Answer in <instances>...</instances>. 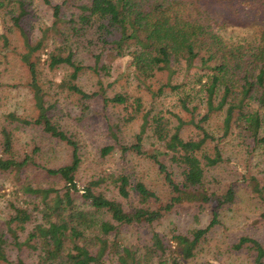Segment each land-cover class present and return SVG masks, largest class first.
Returning a JSON list of instances; mask_svg holds the SVG:
<instances>
[{
  "label": "trees",
  "instance_id": "obj_1",
  "mask_svg": "<svg viewBox=\"0 0 264 264\" xmlns=\"http://www.w3.org/2000/svg\"><path fill=\"white\" fill-rule=\"evenodd\" d=\"M15 1L19 11L13 23L22 30L20 21L26 11L19 0H0V12ZM42 2L51 7L53 18L43 33L54 30L57 38L63 39L51 40L50 45L44 34L33 43L24 36L26 51L20 53L19 60L29 73L36 114L22 118L10 113L8 117L18 124L38 126L52 139L64 142L70 149L69 162L46 167L36 165L29 156L19 160L13 150L12 130L2 127L1 174L14 172L17 176L31 161L33 167L54 176L61 185L57 188L33 184L26 177L19 190L9 193L7 217L0 211V264H28L21 258L10 259L8 247L12 245L32 252L34 259L30 264H181L193 259L205 235L220 223L221 213L232 209L240 198L237 186L223 192L207 186L206 167L230 161L223 158L218 147L211 154L203 150L206 141L216 139L206 127L211 116L222 114V136L232 133L240 143L254 148L264 144V47L256 42L228 43L207 20L201 23L198 18L186 20L184 11L178 8L181 3L178 0H80L77 12L70 11L65 19L61 10L67 0ZM14 7L10 8L12 12ZM86 32L93 36L86 44L70 39ZM4 41L6 44L7 39ZM43 48H47L46 58L37 53ZM119 59L138 87L152 96L166 91L177 94L180 110L189 114V120H183L178 112L167 111L170 115L167 117L161 109L145 111L142 97L127 91L108 96L105 87H111L115 80L103 87L101 79L112 76L113 64ZM45 69L61 70L59 81L51 79L53 85L51 81L43 82ZM85 69L98 77L99 90L85 91L78 84ZM190 82L192 86L186 89ZM53 90L55 93H51ZM60 94L75 96L82 114L90 110V102L96 97H100L104 106H124L117 122L108 124L114 141L118 140L119 125H126L140 115L142 124L134 141L116 146L122 159L127 153L148 156L167 185L170 198L161 204L154 191L141 181L132 184L123 172L99 174L79 187L76 180L82 158L79 142L74 133L53 117ZM169 118L174 119V124ZM185 124L196 128L199 137L184 138L181 131ZM146 129L156 145L150 154L142 150ZM113 149L114 145L104 146L101 153L106 155ZM236 166L244 172L240 165ZM243 182L252 197L264 203V185L258 178L248 175ZM104 183L106 186L102 187ZM107 183L114 187L117 197L104 193ZM131 190L139 203L154 200L161 207L156 210L138 205L126 209L120 198L130 197ZM185 205L198 210L196 220L207 214L208 222L170 233L151 227ZM28 222L31 228L20 239L19 234L26 230ZM132 226L150 227L149 236L140 235L134 242L124 243L121 229ZM247 241L251 242L248 249L256 252V264H263L264 247L252 239ZM243 242L246 240L242 238L240 245Z\"/></svg>",
  "mask_w": 264,
  "mask_h": 264
},
{
  "label": "rangeland",
  "instance_id": "obj_2",
  "mask_svg": "<svg viewBox=\"0 0 264 264\" xmlns=\"http://www.w3.org/2000/svg\"><path fill=\"white\" fill-rule=\"evenodd\" d=\"M19 1L22 9L26 11L20 21L22 30L13 23L14 16L19 11L18 2H13L4 11L0 12V138L3 126L11 129L13 132V150L19 160L29 156L28 158L38 166L57 167L69 162V147L64 142L49 137L38 126L18 124L8 117L10 113L22 118H31L36 114L32 92L29 87V73L26 66L20 62L19 55L26 51L24 36L31 43L34 40H39L44 34L43 30L50 27L53 21L51 7L45 5L42 0ZM51 1L54 4L65 0ZM79 1L67 0V4L61 10L62 18H67L70 11L77 12L76 4H79ZM178 1L181 2L178 8L184 11L187 16L186 20L188 18L192 20L198 18L199 23L207 20L213 30L228 43L248 42L253 44V42H256V44H261L264 47L263 2L258 0ZM13 7L12 12L10 8ZM62 27L63 25L60 28ZM57 37L58 34L54 33V30L44 34L45 40H49L50 45H52L51 40L63 39ZM91 37L93 39L90 32H86L85 35H77L70 39L81 40L83 44H86ZM4 38L7 39L6 44ZM39 52L42 53L41 58H46L47 48L40 49L37 53ZM113 66L115 67L111 71L112 76L101 79L103 87L106 86L107 82L115 80L111 87H105L108 96L115 92L127 91L142 97L145 111L154 108L161 109L166 111L167 117L170 116L167 111L178 112L183 120H189V114L180 110L177 103L179 97L177 94L166 91L162 95L152 96L138 87L130 73L124 70V64L120 59L116 60ZM44 73L43 82L46 84L51 79L59 81L62 74L61 70L49 72L47 69ZM192 73L193 70L190 74ZM97 81L96 74L88 69H85L78 78V84L85 91L99 90ZM51 84L53 85L52 81ZM191 86L192 82L188 83L186 89ZM51 93H55L54 90ZM64 94L59 95L58 108L53 112V117L64 125L67 130L74 133L79 142L82 158L76 173L78 186H84L88 180L96 178L99 174L123 172L129 176L132 184L136 181L143 182L157 194L161 204L166 202L171 193L148 156L127 153L125 159H122L120 150L116 146V143L130 145L134 141L141 128V116L139 115L126 125L121 123L119 130L116 131L118 140L114 141L108 130V124L117 122L116 118L124 111V106H104L100 97H96L90 102V110L86 111V114H82L80 106L78 107L76 102V97L71 95L68 98ZM221 118V113H215L208 121L206 127L214 134L216 139L206 141L203 150L211 154L215 147H218L223 158L230 160L231 164L228 161H222L213 167H206L207 186L217 192H223L230 186H237L240 188V198L232 209L221 213L220 223L205 235L198 247L197 255L181 264H256V252L248 249L251 242L247 240L257 241L264 247V203H260L252 197L249 187L243 182V177L247 178L248 175H254L264 185V144L254 148L252 145L249 147L244 143H240L232 133L222 136ZM169 119L174 124V119ZM181 134L184 138L196 139L199 137V131L191 124H185L182 127ZM142 136V150L146 154H150L156 146L154 145L155 140L149 129H146ZM108 145H114V149L109 154L102 155L101 149ZM31 161H28L17 176L14 172L10 174L0 173V211L5 217L8 214L7 198H9V193L14 189L19 190L26 177L30 178L33 184L53 185L57 188L61 185L54 176L47 175L41 168L36 169L33 167L34 164ZM235 164L240 165L245 173L240 172ZM105 184L101 186L105 187ZM107 184L108 187L104 193L113 198L117 197L114 187L110 183ZM20 199L21 202H24L23 198ZM120 200L126 209L138 205L152 207L156 210L161 207L154 200L139 203V198L133 190H131L130 197L125 200L120 198ZM197 211L190 205L180 206L176 211L162 217L157 223L155 221L150 226L156 231L168 233L171 231H186L189 227L204 226L208 222V215H202L199 220H196L194 215ZM30 228L31 223L28 222L26 230L20 232L19 238L23 239ZM148 229H150L148 226L143 229H136V226L121 229V237L124 243L134 242L140 235L147 238L150 234ZM242 238L246 242L240 245ZM10 241L12 240L10 239ZM8 252L11 260L21 258L28 264L33 262L32 252L24 247L12 245L8 247ZM262 261L264 264L263 258ZM112 264H116V262Z\"/></svg>",
  "mask_w": 264,
  "mask_h": 264
}]
</instances>
